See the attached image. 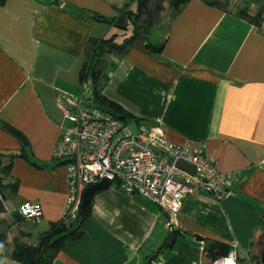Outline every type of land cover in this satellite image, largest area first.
I'll list each match as a JSON object with an SVG mask.
<instances>
[{
  "label": "crops",
  "instance_id": "0c3cea01",
  "mask_svg": "<svg viewBox=\"0 0 264 264\" xmlns=\"http://www.w3.org/2000/svg\"><path fill=\"white\" fill-rule=\"evenodd\" d=\"M249 1L189 0L177 12L164 2L147 39L141 33L99 62L108 74L103 94L138 120L130 122L160 127L169 141L215 158L238 177L231 193L188 194L170 228L160 206L114 186L101 189L83 234L52 264H150L153 256L151 264H210L209 241L231 246L220 256L258 264L252 244L264 233V1ZM127 2L133 0L0 3V160L14 154L9 173L0 170V228L7 233L0 264H21L11 255L14 238L39 241L17 211L21 202L42 204L36 223L46 230L66 209L67 166L54 158L64 122L58 96L80 92L95 39L116 34L121 46L134 33V24L123 30L114 23ZM148 42L162 50L150 51Z\"/></svg>",
  "mask_w": 264,
  "mask_h": 264
},
{
  "label": "built area",
  "instance_id": "2783aa9c",
  "mask_svg": "<svg viewBox=\"0 0 264 264\" xmlns=\"http://www.w3.org/2000/svg\"><path fill=\"white\" fill-rule=\"evenodd\" d=\"M91 82L89 79L82 84L84 93ZM58 106L64 122L54 158L67 160L68 199L59 220L64 225L79 220L84 192L103 180L163 208L169 215L170 228H174L188 194L202 190L223 199L238 180L234 172L221 170L212 156L169 141L162 128L142 125L134 132L129 124L93 105L83 94L61 93ZM177 160L190 163L195 172L178 167ZM0 201L5 204L1 191ZM17 211L33 222L41 221L43 216L39 202H21ZM210 264H238V259L230 254L217 257Z\"/></svg>",
  "mask_w": 264,
  "mask_h": 264
},
{
  "label": "trees",
  "instance_id": "16d2710c",
  "mask_svg": "<svg viewBox=\"0 0 264 264\" xmlns=\"http://www.w3.org/2000/svg\"><path fill=\"white\" fill-rule=\"evenodd\" d=\"M5 1L6 0H0V3H4ZM152 1L153 0H139V7L136 11L131 9L132 2H127L125 4V6L121 9V11L123 12L122 15L117 19V22L114 21V23L116 26L122 28L123 30H128L132 27V24H134V33H132L130 37L126 38L127 41L124 43V45L121 46H118V43L116 41V34L104 36L100 39H95L94 42H92L93 50L86 59V61L83 63L82 70L80 72L81 86L89 79H91L92 82L88 86V89H85V93L84 89H81L78 94H70L74 96H79L83 94L86 99H89L87 95L90 93L91 97L89 101H91L93 105L102 107L103 109L110 111L112 114H114L115 117L122 120L125 124H129L130 121L135 119L136 121L138 120L122 105L107 98L103 94L102 89L108 80V74L104 71L103 67L99 65V62L105 52L109 51L112 48H125L127 43L132 42L135 38L139 37L141 33H143L142 37H145L147 39L148 34L150 33L151 25H153L154 22L153 13L150 9V4ZM154 1L156 2L154 9L158 12L163 11L164 0ZM168 1L174 11L177 12L178 9L189 0ZM243 13L244 12H242V14ZM125 19L127 21L126 23H124ZM148 47L150 51L153 52L161 51L163 44L148 42ZM140 126L142 125L139 124L137 128H139ZM12 156H14V154H11V158L8 163H3L0 160V170L2 171V174L6 175L11 170L13 164ZM55 160L61 164L67 163V160L65 159L55 158ZM0 191L2 192L4 199V188L1 183ZM1 203L3 202L1 201ZM90 213L91 202L87 205L85 213L80 216L77 222L69 226L62 224L60 221L53 223L50 229L42 231L40 233L39 241L35 245L22 241L18 237L14 238V247L11 252L12 258L16 259L21 264H52L57 252L65 246L67 241L80 237L83 234L82 222L86 217L89 216ZM6 239L7 233L0 228V257L5 253L3 249L7 244ZM252 246L257 247L258 264H264V242L262 240L258 243L254 241ZM205 249L207 256L213 260L222 254H227L230 251L231 246L222 241H209ZM152 259H154V256L150 258V261L148 263L151 264Z\"/></svg>",
  "mask_w": 264,
  "mask_h": 264
},
{
  "label": "water",
  "instance_id": "95a60500",
  "mask_svg": "<svg viewBox=\"0 0 264 264\" xmlns=\"http://www.w3.org/2000/svg\"><path fill=\"white\" fill-rule=\"evenodd\" d=\"M88 98L90 100L91 94L89 93ZM3 127L8 130L10 133L14 134L16 137H18L23 143L24 145H27V140L25 138V136L18 131L16 128L12 127L11 125L4 123ZM176 165L182 169H185L187 171L190 172H195V168L193 165H191L190 163H187L183 160H177ZM111 186V181L110 180H103L97 184H94L92 186H90L89 188L86 189V191L83 194V200H82V205H81V215H83L85 213L86 207L87 205L91 202L94 194L104 188H108ZM170 245V244H169Z\"/></svg>",
  "mask_w": 264,
  "mask_h": 264
},
{
  "label": "rangeland",
  "instance_id": "374dc122",
  "mask_svg": "<svg viewBox=\"0 0 264 264\" xmlns=\"http://www.w3.org/2000/svg\"><path fill=\"white\" fill-rule=\"evenodd\" d=\"M225 2H232V0H224ZM256 2H258L259 0H255ZM260 1H264V0H260ZM164 2H167V3H169L168 2V0H164ZM246 3H250V1L248 0H246ZM260 3H263V2H260ZM155 5H156V2L153 0L152 2H151V4H150V9H151V11H152V13H153V21H155L156 20V18H157V16H158V11L157 10H155L154 8H155ZM138 7H139V0H134L133 2H132V4H131V9L132 10H134V11H136L137 9H138ZM156 29V25L155 24H153V25H151V29ZM81 89H82V86H81ZM129 127L134 131V132H137V125L135 124V123H133V122H130L129 123ZM30 223H29V225H30V227L33 229V231H34V233L37 235L38 234V232H42V231H44V230H46L45 228H44V225L43 224H39V223H36V222H33V221H29ZM263 241L264 242V233H260L259 235H258V237H257V239H256V242L258 243L259 241Z\"/></svg>",
  "mask_w": 264,
  "mask_h": 264
}]
</instances>
